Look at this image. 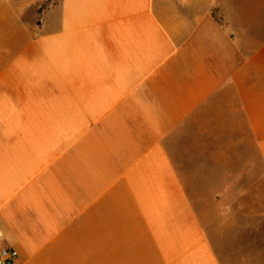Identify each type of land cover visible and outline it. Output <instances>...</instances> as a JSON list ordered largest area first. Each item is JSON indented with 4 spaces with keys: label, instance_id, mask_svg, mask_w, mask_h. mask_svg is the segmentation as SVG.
I'll return each instance as SVG.
<instances>
[{
    "label": "crops",
    "instance_id": "0c3cea01",
    "mask_svg": "<svg viewBox=\"0 0 264 264\" xmlns=\"http://www.w3.org/2000/svg\"><path fill=\"white\" fill-rule=\"evenodd\" d=\"M257 23L246 0H0V249L220 264L183 168L262 176Z\"/></svg>",
    "mask_w": 264,
    "mask_h": 264
},
{
    "label": "rangeland",
    "instance_id": "374dc122",
    "mask_svg": "<svg viewBox=\"0 0 264 264\" xmlns=\"http://www.w3.org/2000/svg\"><path fill=\"white\" fill-rule=\"evenodd\" d=\"M246 4L248 14L255 10L264 34V0H246ZM183 170L187 171L184 187L202 215L220 264H264V168L262 176L257 171L255 177L254 168L248 166L246 181L231 183L192 182L190 168Z\"/></svg>",
    "mask_w": 264,
    "mask_h": 264
},
{
    "label": "built area",
    "instance_id": "2783aa9c",
    "mask_svg": "<svg viewBox=\"0 0 264 264\" xmlns=\"http://www.w3.org/2000/svg\"><path fill=\"white\" fill-rule=\"evenodd\" d=\"M17 251L9 248L3 247L0 249V264H17Z\"/></svg>",
    "mask_w": 264,
    "mask_h": 264
}]
</instances>
